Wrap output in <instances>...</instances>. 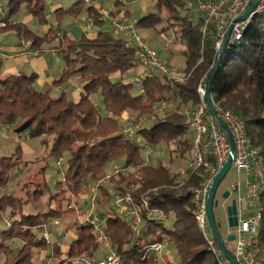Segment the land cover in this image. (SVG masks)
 Instances as JSON below:
<instances>
[{
	"label": "trees",
	"instance_id": "16d2710c",
	"mask_svg": "<svg viewBox=\"0 0 264 264\" xmlns=\"http://www.w3.org/2000/svg\"><path fill=\"white\" fill-rule=\"evenodd\" d=\"M186 1L155 0L154 10L137 20L139 28L161 32L174 27L180 34L185 58L183 81L173 82L158 73H144L138 83L123 80L138 64L135 49L127 47L123 37L102 29L103 15L95 5L74 0L66 8H56L52 12L54 28L47 19L45 0L7 1V18L24 10L37 24L49 27L39 35L22 22L5 23L0 34L14 31L20 40L30 42L34 50L57 41L64 66L60 76L44 91L34 88L35 73L0 78V128L9 125L19 136L39 138L40 149L43 148L47 158L60 160L65 154L67 157L63 180L56 181L53 190L43 179L48 197L46 208L34 213L24 207L30 201L36 202L42 191L32 192L29 201L27 197L22 199L4 192L11 173L23 161L21 147L17 145L13 154L0 157V222L9 223L8 227L0 228V264H40L37 251L47 250L50 244L40 233V226L72 212L73 209H63L61 201L66 194L77 196L88 190L90 184L102 191L103 198L99 201L108 199V192L99 185L105 179L114 192H128L137 204L141 198L146 199L149 211H159L165 219L159 223L152 215L144 218V228L136 236L128 219L111 209L99 210L97 215L110 245L120 256L119 264H160L158 254L144 256V248L156 242H166L178 258L177 262L163 264H218L197 226L191 193L209 175L214 165L212 154L207 153L196 169H186L181 174L160 161L156 165L147 164L142 155L144 149L136 143L137 138L148 146L164 143L173 146L171 151L180 156L190 149L180 107L199 101L197 85L212 70L217 52L214 25L209 23L202 30V14L192 21V8ZM83 9L90 24L99 28L94 36L82 34L77 40H69L63 33L56 34L65 17L75 18ZM114 74L119 78L113 80ZM73 77L81 84L76 101L64 93L51 95L54 87L65 85ZM209 92L215 108L231 109L244 120L249 144L258 152L257 165L264 175V12L253 15L240 40L228 41L212 75ZM92 96H98L100 109ZM171 99L175 102L171 112L163 115L154 112L157 103ZM124 112L136 113L137 118L147 115L152 123L137 129L130 140L120 122ZM111 162H120V169L107 176L105 167ZM99 201L96 199L97 204ZM255 207L261 213V229L255 236L253 249L258 264H264V189L260 190ZM68 228L74 237L68 245L67 260L53 259L52 254L49 264H83L81 258L93 256L97 245L91 225L74 220ZM213 241L218 249L214 238ZM230 243L225 241L224 246L234 255L228 247ZM50 249L59 252L55 243Z\"/></svg>",
	"mask_w": 264,
	"mask_h": 264
},
{
	"label": "built area",
	"instance_id": "2783aa9c",
	"mask_svg": "<svg viewBox=\"0 0 264 264\" xmlns=\"http://www.w3.org/2000/svg\"><path fill=\"white\" fill-rule=\"evenodd\" d=\"M86 4L93 5V0H83ZM251 0H187L186 5L190 8H196L203 17V29L209 23L215 27L214 49L218 53L227 31H230L229 42L233 43L241 39L247 25L250 23L253 15L264 12V0H259L254 11L249 14L245 20H237ZM102 15L109 16L108 12L99 10ZM109 22L112 27L113 36H121L125 39L127 47L135 49L137 63L148 73H158L165 76L173 82H182L184 76L177 75L175 69L169 67L162 61L158 53L150 47L139 33V27L136 20H126L109 16ZM143 77V76H142ZM142 77H135L134 82L138 83ZM206 78L200 79L197 85V94L199 101L193 106H184L182 114L184 116V125L187 130V139L191 148L192 159L187 169L194 170L201 165L205 155L211 153L214 157V165L209 175L204 179L202 185L191 191L192 200L195 203V220L203 237L206 239L211 251L214 253L218 264H230L227 259L214 247V241L208 226L206 216V199L214 176L222 169L229 155V142L227 135L221 130L211 116H209L205 97ZM175 106L173 100L157 103L154 112L160 113L169 111ZM222 122L228 127L234 140V156L231 162V168L238 173L245 175L246 194L239 195V182L232 185V190L236 191L237 208H240L242 202L246 207L252 208L259 196L261 189H264V175L260 166L257 165L258 152L251 148L244 127V120L231 109L215 108ZM130 140L134 139L131 129L125 131ZM137 145L144 149L145 158L152 153V146L145 145L143 141L136 140ZM59 164V162H57ZM120 168L115 169L117 172ZM63 180V172H62ZM112 205L116 214L129 220L130 230L136 236L144 228V218L151 216L159 222L164 223L165 219L159 211H149L147 200L140 199L137 204L128 192L119 194L112 193ZM88 200L85 216L81 222L91 225L95 236L97 247H102L105 254L96 259L81 258L83 264H119L120 256L110 245L109 238L105 234L104 227L97 215V203L95 194L85 197ZM74 204L67 205V209L74 208ZM7 223L6 227L9 226ZM53 224L58 221L54 220ZM40 228L43 231V237L48 240L47 224H42ZM261 229V213L256 210L244 217L238 216V224L233 232L235 235L233 241V256L239 264H258V260L253 249V241L256 234ZM226 241V236L223 237ZM165 248L164 242H156L144 248V256L149 254H159ZM143 256V257H144Z\"/></svg>",
	"mask_w": 264,
	"mask_h": 264
},
{
	"label": "rangeland",
	"instance_id": "374dc122",
	"mask_svg": "<svg viewBox=\"0 0 264 264\" xmlns=\"http://www.w3.org/2000/svg\"><path fill=\"white\" fill-rule=\"evenodd\" d=\"M113 1H116V0H113ZM124 1L127 3L136 2L138 5L139 4L143 5L144 7L143 13L145 14L152 12L154 10L155 0H124ZM1 3L2 2H0V4ZM62 7H67V5H63ZM46 10H47V15L48 14L51 15V12L49 11L47 6H46ZM21 11H24V10H21ZM21 11L17 13V18H21L20 20L22 22H25V20L27 19L26 17H28L29 19H32L33 22L28 20L26 21V23L29 26H31L30 28L34 32L39 33L44 28L43 26L37 24L36 20L33 17L29 16L25 11L24 12H21ZM22 13H25V14H22ZM190 14L192 16L191 18L192 21H196L198 17L200 16V12L196 10L195 8L191 9ZM120 19L137 21L136 18H128L125 16L120 17ZM66 28H67V25L63 23L61 25V29L66 30ZM150 30L154 31V32L152 31L153 34H163L164 37L167 40H169V42L172 45L173 43H178V42L182 43L180 39V34L176 32V29L174 27L168 29L167 31L163 30L161 32L158 31L157 29L150 28ZM202 30H203V26H202ZM145 42L147 43L146 40ZM159 50H160V47H159ZM171 68L175 69L177 72V75L181 76L178 73L179 70L177 68L175 67H171ZM143 70L144 71L142 73H148L144 68ZM115 75H118V74L112 75L113 80H116L119 78V76L117 77ZM134 78L135 77L131 75L127 79L124 78L123 80L134 82ZM76 79H77L76 77H73L71 82L75 81ZM77 83L80 84L79 82ZM36 90H39L38 87H36ZM53 90H56V89H53ZM136 92H139V91L135 90V93ZM92 99H93V102L100 109L101 106L99 103L98 96H92ZM183 107L184 106L180 107L181 112L183 110ZM173 108L170 109L169 111L161 112L162 114L160 115L171 112ZM120 122L122 124L123 132L131 129L133 131V135H135L137 129L149 126L152 123V118L147 115H143L137 118L136 113L132 112V113L127 114V116L123 119L120 116ZM138 139L139 138H137L136 140ZM17 145L21 147L22 151L23 149L25 150L24 151L25 153L23 152L24 158H23V161L20 162V165L17 167V169L11 173L10 183L8 184V187L4 192H8L15 196H19L22 199L27 197V200L29 201L30 200L29 195H31L32 192L42 191L43 193L42 196L39 199H37L36 202L30 201V203H28L24 207V209L27 212H31V213H34L35 210L42 211L46 208L47 199H48L47 192L45 191L46 188L44 186L43 179L45 178L47 185L50 187L51 190H53V186L55 182L59 180L62 181V172L64 171L65 160H66L67 155L65 154V156L62 157L60 160L47 158L44 155L43 148L40 149L39 138H29L23 135L19 136L15 134L13 131L4 129L3 127H1L0 128V157L13 154L15 151V147ZM25 146L28 148L25 149ZM152 147H153L152 153L149 155V157L146 160L147 164L156 165L160 161L170 166V168L176 169L181 174H184V172L186 171L192 159L191 148L187 150L185 149L183 151L184 156H180L177 154V152L171 151L173 149V146H167L164 143H160ZM142 155L145 158L144 152H142ZM57 162H59V164H57ZM120 165H121L120 162L108 163L106 170H105L106 175L109 176L112 173H114L115 169L120 168ZM236 180H238L237 175L232 170V168H230L225 174V176L223 177V179L220 181L216 189L215 196H214V199L217 202V205L213 206L212 214H213L215 222L219 223L220 225L219 233L221 234L222 237H224L228 232L234 231V228L228 227L226 207L230 204L231 200L234 197L232 193V189H231V184L235 182ZM99 185H102L104 187L103 189H106V191L108 192L109 194L108 199H102L99 201V199L103 198L102 191L100 189H97L96 185L94 184H90L88 190H85L79 193L77 196L76 195L74 196L71 194L65 195V198L61 201L62 208L67 209V205L70 203H73L75 207L72 208L73 209L72 212L68 213L64 218L51 219L46 223L47 224L46 231L48 233L47 241L50 244L47 250L37 251L36 256L40 264H49V255H52V254H54L53 259L63 260V261L67 260V257H66L67 247L71 239L74 237L71 229H69L68 226H70L74 220H78L80 222L83 220L86 209H87V205H88V200L85 198L87 195L90 196L92 193L95 194L96 199L99 201L97 204L98 211L103 208H106V209H111L114 212L115 209L113 208V205H112V198H113L112 193L114 191H113L111 184L107 182V180L105 179L99 182ZM225 191H228L230 193L229 199L223 198V193ZM242 203L243 204H241L242 205L241 208L244 209L245 211L247 207L244 201ZM54 220H57L58 223L53 224L52 222ZM6 225L7 223L5 221L0 222V228L6 227ZM40 233L41 234L43 233L42 229H40ZM53 243L58 245L59 252L57 253L51 252L50 245ZM164 243H165V248L158 254L157 260L159 259L160 264H163L171 259H173L172 260L173 262H177L178 258H177V255L174 249L170 245H168L166 242ZM228 247L231 250H233L234 249L233 242L228 244ZM103 255H104V249L102 247H96L93 253V256H91V258L90 257H86V258L96 260L102 257ZM1 260L2 259L0 258V263H1Z\"/></svg>",
	"mask_w": 264,
	"mask_h": 264
},
{
	"label": "crops",
	"instance_id": "0c3cea01",
	"mask_svg": "<svg viewBox=\"0 0 264 264\" xmlns=\"http://www.w3.org/2000/svg\"><path fill=\"white\" fill-rule=\"evenodd\" d=\"M7 1L8 0H0V2L3 3V5L2 3L0 4V27L4 26L5 23L12 24L14 22H22L20 20L21 18H17V14L11 18H7L5 14V6ZM112 1L113 0H94L93 5H95L99 10L108 12L110 17L113 16L116 18H120L122 16H125L128 18H136L138 20L141 16L145 15V13H143L144 10L143 5L140 4L138 5L136 2L127 3L124 0H116L113 2ZM45 2H46V6L51 12V15L48 14L47 19L49 21V24L55 28V22L52 12L56 8L62 7L63 5H67L68 7L70 4L74 2V0H45ZM109 16L103 15L104 26L102 29L111 31L112 27L109 22ZM26 18L27 19L25 20V22L22 23H24L28 28H30L31 26H29L26 23V21L28 20H30L31 22L33 21L28 17ZM63 23L67 25L66 30L61 29L59 31H56V34L61 35V33H63L65 35L64 37L69 40H77L80 38L82 34L87 36H94L99 31V28L94 27L90 24L85 9H83L81 13L75 18L65 17L62 21V24ZM41 26H43L44 28L39 33H37L39 35H42L49 27V25H41ZM152 31L153 30L150 29L139 28L140 35L144 37L148 45L158 53L160 58L165 63H167L169 67L177 68L179 70L178 73L180 75H183V70L185 67V58L181 53L183 50V44L178 42V43H173L172 45L169 42V40H167L164 37L163 34H153ZM58 47H59L58 42L54 41L53 43L50 44H43L40 47V49L34 50L31 47L30 42H25L23 40H20L16 32L6 31L4 33H1L0 34V78H3L11 74L24 73L26 75H29L31 73H35L36 79L33 83L34 88L36 89V87H38L39 91L40 89L41 91L48 89L49 87H51L53 81L60 76L64 66L63 60L61 58L60 49ZM154 47L155 48L157 47L158 49L157 48L155 49ZM143 71L144 70L142 66L137 64V66L134 69L130 70L124 78L127 79L131 75L133 77H139V76L142 77L144 75V73H142ZM115 76L118 77L119 75H115ZM71 80L72 79H70L66 83V85L54 87L53 89L56 90L52 89L51 95L57 96L60 93H64L69 99L76 101L81 91V84H78L77 83L78 81L76 80L72 81L73 82L72 83ZM127 114H128L127 112L122 113L121 114L122 119L125 118ZM3 128L12 131L11 126L9 125L3 126ZM21 135L26 136L25 134H21ZM26 148L28 147L25 146V149ZM24 151L25 150L23 149V152ZM232 170L236 173L238 180H236L231 184V189L234 183L239 182V195L243 197L247 192V187L245 184V175L243 173L236 172L233 168ZM232 193L234 196L233 199H236L238 193L234 190H232ZM229 197L227 199H229ZM241 207L242 205L240 206V208H237V215L240 217H244L257 210L255 205L252 208L247 207L245 211ZM228 233L226 235H228ZM104 254H105V250H104ZM172 260L173 259L169 261Z\"/></svg>",
	"mask_w": 264,
	"mask_h": 264
},
{
	"label": "water",
	"instance_id": "95a60500",
	"mask_svg": "<svg viewBox=\"0 0 264 264\" xmlns=\"http://www.w3.org/2000/svg\"><path fill=\"white\" fill-rule=\"evenodd\" d=\"M258 2H259V0H251L248 7L245 9L244 13L241 16H239L237 18V20H245L249 16V14H251L254 11V9L258 5ZM229 35H230V31H227V33L225 34L223 43H222V47L219 50V52L217 53V59H216L215 65L213 66V68L209 72V74L206 76V81H205V97H204V100L206 103L208 113L210 114V116L212 117V119L214 120L216 125L221 130H223L225 132V134L227 135L228 142H229L228 158H227L225 164L223 165L222 169L214 176V178L212 180L211 187H210L209 192H208V196L206 199V216H207L209 229L211 231L213 238L216 241L217 248L220 251V253L227 259V261L230 264H239V262L234 258V256L231 253H229L227 251V249L225 248L224 238L218 232L220 225H219V223L215 222L213 214H212L213 206L217 205V202L214 199L216 189H217L220 181L223 179V177L227 173V171L231 168V162H232V159L234 156V140H233V137H232L228 127L222 122L221 118L217 114L216 109H215V107L211 101L210 92H209L212 75H213L214 71L216 70L217 66L219 65L221 57L225 51V48H226L227 43L229 41ZM229 195H230V193L228 191H225L223 193V198L227 199L229 197ZM226 215H227L228 227L229 228H235L238 224L236 199H232L230 204L226 207ZM234 239H235L234 234L228 233V235H226V241L233 242Z\"/></svg>",
	"mask_w": 264,
	"mask_h": 264
}]
</instances>
